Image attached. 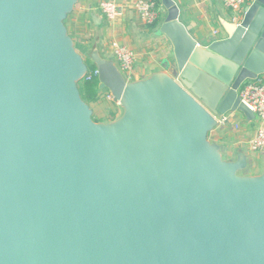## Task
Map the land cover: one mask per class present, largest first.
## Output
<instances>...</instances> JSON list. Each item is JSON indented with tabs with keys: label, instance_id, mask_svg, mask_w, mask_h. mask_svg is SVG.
<instances>
[{
	"label": "water",
	"instance_id": "obj_1",
	"mask_svg": "<svg viewBox=\"0 0 264 264\" xmlns=\"http://www.w3.org/2000/svg\"><path fill=\"white\" fill-rule=\"evenodd\" d=\"M80 0H0V264H264V149L224 158L211 134L264 74V0L198 45L174 0L167 71L132 81L66 20ZM121 111L96 122L79 83ZM170 71V72H169Z\"/></svg>",
	"mask_w": 264,
	"mask_h": 264
},
{
	"label": "crops",
	"instance_id": "obj_2",
	"mask_svg": "<svg viewBox=\"0 0 264 264\" xmlns=\"http://www.w3.org/2000/svg\"><path fill=\"white\" fill-rule=\"evenodd\" d=\"M101 1H113L123 5L125 7L123 15L116 21H109L99 8ZM134 1L137 0H80L65 24L69 35L83 56L85 51L91 48L97 36L101 41V49L106 52L107 56L113 57L111 52L106 49V46L112 41L126 45L133 50L137 55V60L135 75L131 80L137 81L155 71L168 72L166 67L173 63V48L170 41L160 35V27L167 16V11L161 0H153L160 10L159 19L153 25H146L133 7L129 6ZM174 1L180 10L181 23L201 47L226 38L224 26H228L230 22H237L243 14V11L236 13L225 7L220 0ZM251 4L253 3L249 5ZM259 78L264 81V74ZM111 103H115L108 107L111 113L105 111L104 104L92 103L90 105L94 113L100 109L104 114H108L100 120L109 121V116L112 113L119 110L118 117L121 111L119 104ZM242 119H244V124ZM219 120L221 121L220 125L211 136L224 147L228 159H231L236 151L247 153L250 139L255 134V126L249 124L239 112H228ZM253 129L254 131H252ZM261 170V165H259L255 172L260 174Z\"/></svg>",
	"mask_w": 264,
	"mask_h": 264
},
{
	"label": "built area",
	"instance_id": "obj_3",
	"mask_svg": "<svg viewBox=\"0 0 264 264\" xmlns=\"http://www.w3.org/2000/svg\"><path fill=\"white\" fill-rule=\"evenodd\" d=\"M225 7L240 13L243 9L253 3L255 0H220ZM134 11L137 12L139 18L146 25L155 24L160 16V10L157 3L153 0H137L134 1L131 5ZM99 8L103 15L109 21H116L117 18L121 17L125 11L123 5L117 4L113 1H101ZM217 34V31H216ZM106 49L111 52L114 59L118 63L122 72L129 79H133L135 75V67L137 55L126 45L120 44L116 41L110 42ZM99 72L96 68L89 69L88 74L85 79L88 82L98 79ZM239 96L241 102L247 106L255 115V121H257V126L255 127V134L250 139L248 146V153L253 161L252 171H256L261 162L260 154L264 149V81L248 82L244 84L239 90ZM106 100L109 102H115L114 97L107 92ZM249 124L251 122H248Z\"/></svg>",
	"mask_w": 264,
	"mask_h": 264
},
{
	"label": "trees",
	"instance_id": "obj_4",
	"mask_svg": "<svg viewBox=\"0 0 264 264\" xmlns=\"http://www.w3.org/2000/svg\"><path fill=\"white\" fill-rule=\"evenodd\" d=\"M94 68H95L94 66H91L90 69H94ZM79 90H80L83 100L86 101L87 103L89 104L100 103L104 105L107 104L106 97H105L107 92H103V93L99 92L98 79H94L91 82L83 80L82 82L79 83ZM108 103L111 105L115 104V103H110V102ZM105 110L107 111V113H111V110L108 109L107 106ZM116 118L117 116L112 113L109 120H114Z\"/></svg>",
	"mask_w": 264,
	"mask_h": 264
},
{
	"label": "rangeland",
	"instance_id": "obj_5",
	"mask_svg": "<svg viewBox=\"0 0 264 264\" xmlns=\"http://www.w3.org/2000/svg\"><path fill=\"white\" fill-rule=\"evenodd\" d=\"M91 68V65H89V69ZM260 79V78H259ZM254 80H251V81H247V82H245L244 84H246V83H248V82H253ZM255 81H257V80H255ZM243 84V85H244ZM242 85V86H243ZM107 101V100H106ZM109 101H107V104L106 105H104V107H105V109H106V106L107 107H111L110 105L111 104H109L108 103ZM111 103V102H110ZM114 107V106H113ZM106 111V110H105ZM119 111V110H118ZM118 111L116 110L115 112H114V115H118ZM108 114H104L103 113V111L102 110H100V109H97V111L93 114V119H94V121H96V122H100V119L103 117V118H105L104 116H107ZM110 117V116H109ZM101 121H103V120H101ZM242 123L244 124V119H242ZM242 124V125H243ZM251 124H252V126H257V121H255V120H253V121H251ZM252 131H254V129L252 130ZM224 158L225 159H228V156H227V154H224ZM259 165H261V162H260V164ZM257 171V170H256ZM262 172V170L260 171V173ZM250 174H257L255 171H251L250 172Z\"/></svg>",
	"mask_w": 264,
	"mask_h": 264
}]
</instances>
